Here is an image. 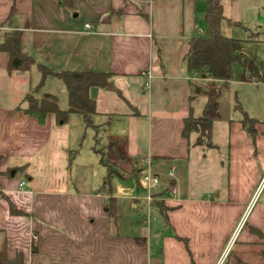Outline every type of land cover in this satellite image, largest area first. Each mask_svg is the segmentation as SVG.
Instances as JSON below:
<instances>
[{
	"label": "crops",
	"instance_id": "crops-1",
	"mask_svg": "<svg viewBox=\"0 0 264 264\" xmlns=\"http://www.w3.org/2000/svg\"><path fill=\"white\" fill-rule=\"evenodd\" d=\"M56 1L0 0V41L5 34H2L3 24L10 16L7 29L22 31V51L35 63L56 72L111 74L109 85L114 91L107 89L109 85L90 91L95 99L96 114L92 117L93 126H84V130L94 133L95 137L100 133L104 145L100 149L92 147L93 152L100 160L99 151L107 150L106 160L121 174H132L140 169L157 175L162 184L153 188L154 192L164 187L168 172L173 169L176 197L169 198L166 192L155 199L170 208L167 220L173 231L162 239L160 256L154 260L145 238L120 228L118 210L130 195L99 191L105 183L102 180L93 188L88 183L75 188L69 170L75 140L74 121H70L77 118V114H71L64 124L57 123L50 114L43 125L25 115L17 109L25 107L23 98L32 93L38 97L45 84L54 78H47L35 91L39 82L32 84L33 72H30L35 71V66L28 72L8 74L4 70L6 58H0V251L10 252L8 258L21 253L24 264H151V260L154 264H225L227 254L223 256V253L228 242L256 240L245 225L236 235V225L230 224L232 216L237 219L241 214L236 221L238 224L241 217L251 211L245 223L256 228L264 225V206L250 210L253 196L248 193L259 176L257 163L264 153V122L259 121L260 108L254 107L251 115L247 113L259 121L253 145L241 129V118L228 121L231 191L227 196L217 193L214 200L182 197L180 184L184 179L181 176L190 173V151L197 150L192 157L201 159L198 149L205 145L196 143L195 133L183 136V119L189 112L200 116L207 94L215 93V83L221 85L191 74L187 68L188 41L194 35L205 33L204 26L198 25L203 21L205 5L200 11L193 8V16L186 22L191 23L196 34L184 43L179 38L184 34L183 3L189 4L188 11L192 9L193 0H72L78 7L69 18L59 15L58 21L48 16L45 21L42 17L41 22L46 24L37 25L38 9H47L53 16ZM194 10L200 13V18H195ZM81 13L86 19L82 23L74 22ZM85 24L91 25L92 32L84 30ZM199 30L204 33L199 34ZM261 33V37L258 32L250 35L256 36L246 42L253 53L244 55L243 47L245 65L236 66L238 78H242V83L251 91V98L258 103L264 93V82L254 79L247 65L252 60L264 78V31ZM174 41L178 44L174 49L175 57L170 59L168 47ZM144 71L152 75V91L149 89L146 109L143 93L147 79L141 76ZM204 82L211 83L205 90L200 84ZM168 103H172L171 107ZM75 120L82 131L83 120ZM212 144L218 149L217 144ZM210 145L208 147L213 148ZM23 181L25 185L20 187ZM110 197L115 200L116 223L104 208ZM130 200V206L135 209L137 205ZM8 201L24 215H11ZM217 222L218 231L213 228Z\"/></svg>",
	"mask_w": 264,
	"mask_h": 264
},
{
	"label": "rangeland",
	"instance_id": "rangeland-1",
	"mask_svg": "<svg viewBox=\"0 0 264 264\" xmlns=\"http://www.w3.org/2000/svg\"><path fill=\"white\" fill-rule=\"evenodd\" d=\"M57 3L59 2L56 1L55 3L56 10L53 16L51 13L48 14L47 9H38V11L40 12L39 15L41 17L39 16V18H36L39 20V22L36 23L37 25H39V23L41 25L46 24L41 22V20L44 18L46 21L48 16L52 20H58L59 15L61 18H63V16L64 18H69L72 15V11H74L78 7L72 0H64L63 2L61 1L60 3L62 4ZM192 3V9H188V11L187 8L189 4L183 3V8H185L183 15L184 34L179 35V38H182L181 42L184 43L188 40L189 36L196 34V31L194 29L192 30L191 23H188L186 21L189 20L190 16H193V8L199 11L201 10V8L203 9L205 0L204 3L203 0H199V2L197 3L193 0ZM221 3L223 5V15L225 17V20H223L220 24V34L224 37L244 41V55L251 56V53H253L251 49L252 47L248 46L246 42L251 41L250 37H253L252 41L256 38V36H250L252 33L253 35H255L256 32H258V35L261 37V30L262 32L264 31V0H221ZM178 11L179 10L177 9L176 16L178 14ZM195 14V18H197L200 13L197 12ZM85 19L86 15L84 13H81L74 22L82 23ZM198 25L204 26L203 22L201 21L198 22ZM259 26H261V29L258 28ZM7 27L8 23L5 22V24H3L4 32H2V34L13 31L12 29H7ZM2 38H4V34ZM177 44L178 42L174 41L172 43V46L168 47L171 50L170 52H168V54L171 55L170 59H173L175 57L174 49ZM0 58H4L5 60V54L0 53ZM233 65L234 68H232V75L228 85L226 87H223L220 84L215 83V92H219V105L217 111V122H214L211 127V142L217 144L218 149L214 147L210 148L208 147L210 143H205L204 146H201L200 149H198L201 152V159L198 160L192 157V154L197 150L190 151V173L188 175L184 174L181 176L182 179H184L183 183L180 184L183 192L182 197L188 199H201L202 197H205L214 200L215 196L218 194L221 196H227L230 193L231 185L229 181L228 158V135L230 130L228 128V121L236 118L242 119L241 113L236 110V100L239 102L242 109L246 113H248V115L254 113V107L260 108L262 116L259 121L264 122V93L262 94L261 101H259V103L255 102V100L251 98L252 95L250 94V89L245 85V83H242V78H238V72L236 71L237 64L234 63ZM0 69H2L1 64ZM34 70L35 71H30L33 72V85L37 84L40 79L39 72L36 69ZM50 80L51 83L48 81L49 83L47 82V84H45V88L41 89V95L48 92L52 93V95H54L57 100L59 108L66 109L68 105L65 86L61 81L57 79ZM200 84L203 86V90H205L206 85H211L210 82H204ZM150 90L152 91V86ZM150 90H146L145 93H143L145 98V109L148 105L149 94H151ZM41 95L39 94L38 97L40 98ZM198 102H196L197 105H193L195 111L196 109H198ZM171 104L168 103L167 106L171 107ZM76 116L77 118H72L70 121H74V124L72 125V133L75 137L74 142H72L73 156L71 158V166L69 168L72 184L75 188H79L81 186H84L83 184L88 183L93 188L95 187L97 181H105V174L107 170L99 163V157L96 155V153L93 152L92 147L95 146V148L100 149L102 148L101 146L104 145V141L100 139V133L95 137L94 133L92 135L89 130L85 132L84 125L81 131V127L75 119L81 120L82 118L79 114H77ZM254 127L257 130V124H255ZM256 153L257 149L256 151H254V154ZM260 155H262L263 157L262 159H259V162L257 163V166L259 168L258 179L251 188V191L250 187L248 188V193L251 192L250 197L253 196L249 204V208L251 207L250 210L254 208V211H256L260 206H264V153ZM117 166H119V164H117ZM119 167L122 168V165H120ZM178 172L180 174V170H178ZM145 173L146 172L144 171H138L136 175L125 173L123 177L113 176L111 177L108 190L112 191V194L130 195L127 201H124L118 210L120 228L124 231H131L132 234H134L138 238H145L147 240L148 246H150V249L153 252L152 255L154 257L152 259L156 260L155 257L158 258L160 256L162 239L165 237H169L172 234L173 230L171 227H169L168 223H166L159 211L154 206L148 205L144 200L146 191L143 176L145 175ZM162 180H167V178H163ZM237 182H239V179L237 180ZM242 182L243 181H241L240 184ZM237 186H239V184H237ZM130 198L137 205L135 209L130 206ZM250 212L248 213V215L244 214L241 217L240 221L237 222L238 224H236V221L241 214H239L237 219H235V216H232L230 224L233 227L236 225V235L240 234L244 225L245 228L251 226L250 224L245 223ZM226 222H229L227 218ZM213 228L218 231L219 223L217 222L216 225L213 226ZM184 243L185 245H187V241L184 240ZM229 243L230 242L226 244L225 251ZM225 251L223 253V256L225 255ZM6 253L7 256H11L10 252ZM150 263L154 264L152 260L150 261Z\"/></svg>",
	"mask_w": 264,
	"mask_h": 264
},
{
	"label": "trees",
	"instance_id": "trees-1",
	"mask_svg": "<svg viewBox=\"0 0 264 264\" xmlns=\"http://www.w3.org/2000/svg\"><path fill=\"white\" fill-rule=\"evenodd\" d=\"M61 2V0H57ZM203 35H194L188 41L189 49L186 55V63L188 71L191 74H198L211 81L221 83L226 87L231 79L232 65H245L242 59L243 42L239 39L224 37L220 34V24L225 17L223 15V5L221 0H205L203 10ZM10 24V16L6 19ZM22 31L13 30L4 34V38L0 41V53L6 55L5 70L8 74L12 72H28L33 66L36 67L40 74V80L35 91H38L45 83L47 78H54L63 83L66 90L67 105L66 109L58 106L55 96L51 94H42L41 97H34V94H27L23 98L26 103L25 107L17 109L23 111L25 115L35 119L39 125L45 123L48 115L55 116L57 123L64 124L71 114H79L82 117L85 128L93 126L92 117L96 114L95 99L91 96V89H104L109 85L111 78L110 73L92 72V71H52L42 64L35 63L34 59L22 51L21 45ZM247 71L259 82H264V78L252 71ZM218 98L219 92L207 94V100L203 112L200 116L195 117L191 112L183 119L184 128L183 136L189 137L190 134H196V143H210L211 147V127L218 119ZM236 110H238L242 119L239 121L241 129L246 133L251 143L255 144V138L258 134L255 124L259 123L255 118L249 117L242 109L239 102L235 101ZM204 122L207 124L205 136L200 134L198 124ZM100 164L107 170L105 183L99 191H108L111 177H123L107 160L105 154L107 150H100ZM20 169V168H18ZM15 172L16 168L13 169ZM140 171V169H138ZM137 171V170H135ZM133 171L132 174L136 175ZM11 172L8 171L7 175ZM135 173V174H134ZM164 187L158 192L153 193V197L157 199L164 195L169 189V183H164ZM153 200L150 206H155L159 213L163 216L166 223L167 211L169 207L164 205L161 200ZM108 215L114 223L117 222L118 215L115 211V200L109 198L104 206ZM8 209L11 215H24V212L17 209L16 206L8 201ZM248 232L256 237L255 241L242 242L235 241L226 257V264H264V225L262 228L254 226L247 227ZM0 264H24V258L21 253H16L12 258H8L4 250L0 251Z\"/></svg>",
	"mask_w": 264,
	"mask_h": 264
},
{
	"label": "built area",
	"instance_id": "built-area-1",
	"mask_svg": "<svg viewBox=\"0 0 264 264\" xmlns=\"http://www.w3.org/2000/svg\"><path fill=\"white\" fill-rule=\"evenodd\" d=\"M84 30L88 32H92V27L90 24L84 25ZM204 32L202 30H199V34H203ZM141 76L145 77L147 79V83L144 84V87L146 90L150 89V80L152 79V75L150 71H144L141 73ZM143 181L145 183V201L148 203V205L155 199L153 197V189L159 185L162 184L161 179L157 176L152 174L150 171H147L145 175L143 176ZM174 181V175H173V169L169 170L168 172V181L169 183V189L167 191V195L169 198H175L177 194V189L175 188V185L172 183ZM25 185V182H21L19 184L20 187H23ZM232 243L227 247L225 254L228 253V249L231 246Z\"/></svg>",
	"mask_w": 264,
	"mask_h": 264
},
{
	"label": "water",
	"instance_id": "water-1",
	"mask_svg": "<svg viewBox=\"0 0 264 264\" xmlns=\"http://www.w3.org/2000/svg\"><path fill=\"white\" fill-rule=\"evenodd\" d=\"M200 17H201V16L198 15V18H200ZM247 69H248L249 71L254 72L255 74H259V70H258L257 67L255 66V64L253 63V61H249L248 65H247ZM107 89L110 90V91H111V90L114 91V88H113V86H112L111 84L108 86ZM198 127H199V130H200V134H201L202 136H205L206 131H207V124L204 123V122H201V123L198 124ZM13 174H14V173L12 172V175H13Z\"/></svg>",
	"mask_w": 264,
	"mask_h": 264
}]
</instances>
